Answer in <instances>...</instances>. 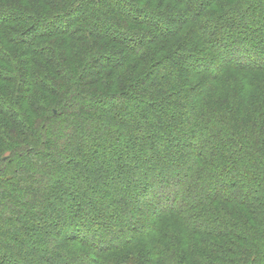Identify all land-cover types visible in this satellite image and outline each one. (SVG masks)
<instances>
[{
  "label": "trees",
  "instance_id": "16d2710c",
  "mask_svg": "<svg viewBox=\"0 0 264 264\" xmlns=\"http://www.w3.org/2000/svg\"><path fill=\"white\" fill-rule=\"evenodd\" d=\"M153 1L154 0H111L110 3L105 4L103 0H79L74 7L69 8L68 11L66 9L65 13L57 14L49 19H39L34 16L16 14V12L12 10H2L0 11V26L13 25L14 23L20 24V22H28L31 24L28 28L24 29H20L21 27L17 25L20 28L16 27L17 30L10 32L11 40H8L11 45H17V47H25V44L27 43L34 45L37 39L45 36L46 34L52 35L57 32L56 34L62 33L63 35H66L68 32L69 37L67 38L66 42L69 46L72 45L74 49L72 50L73 53L77 51L78 53H83L85 56V53H88L90 50L98 47V43L93 42L98 37V39L104 38L113 42L122 41L125 43L127 50L131 52L135 51V53H137V55L140 54L141 57L144 56L139 48V45L142 43V37L137 36L134 39H130V42L125 35V31L121 32L119 28L122 27V24L131 23L139 27L156 26L159 28L161 36H166L169 34V32H171V29H169L170 25L161 20V16L167 17V15H155L149 12L154 10L151 6ZM173 1H175V4L178 3L184 12V14H181L182 16H178V19L186 17L184 20H182L180 26H183V24H185V22L191 18V20L194 21L195 28H197L196 32L199 40H201L202 44L207 47L206 49H209L210 47L212 48V50H210L211 52L208 50L210 53V56L207 57L208 60H206V56L200 53L191 54V57L187 56L188 58L193 59V62L191 65H186V67H183L184 70L180 69V71L184 74V76H182L183 74H180L182 76L181 81H184L185 79L193 80V77L190 76L189 71L186 70V68L191 72H194H190L191 74L196 73L200 74V76L209 75L207 70L202 69L198 71V69L194 67L199 64H204L205 61L213 63V59L215 61L218 59H220V61L222 60L221 64L220 62L214 63L218 69V74H216L217 76H215V78L224 73L225 70H231L236 73L242 72L243 75L250 72L264 73V22L259 23V26L256 27L252 25L253 29H251L252 31L247 37L238 36L241 30H239L240 28L237 27L239 26L237 24L236 27H232V30L229 31V33L220 35L219 26L222 22L221 18L223 16H227L225 19L226 22H229L230 19H233L230 10L224 11L222 15L220 14L219 16L212 17L206 12L209 7L213 5L214 0ZM63 2L67 3L68 0H62V3ZM242 2L244 8L248 7L254 10L252 15H257L256 9H260V4L263 1L244 0ZM113 3L120 4L119 8L116 9ZM72 4V2L68 5L66 4V7H69ZM110 5H112V8H114L116 11L113 14L115 15V24L118 23L120 26H117V24L110 26L104 21V19H108L109 17ZM167 5L168 7H166V9L168 8L169 10L167 9L165 12L171 14L174 9L173 7H170L172 5ZM77 13L80 15V19L78 21L76 20V17H79ZM245 16L246 21H249V14ZM168 17L171 16L168 15ZM168 17L167 19H169ZM116 18L118 20H115ZM257 19L258 18H252V21ZM113 27H116L117 29L115 30ZM210 33L214 35L213 39L209 38ZM237 36L238 38L236 39L235 37ZM223 40L229 42L226 44H221L220 42H223ZM83 42L86 43L84 46L82 44ZM132 42H136L133 43L136 45L132 46ZM76 44H78V47ZM239 50L246 52V54H249L251 58L241 61L240 58L242 55H239ZM181 51L182 49L180 52ZM186 52L189 53V50L187 49ZM54 53L55 51L53 53L51 52L50 55L46 54L47 58H43V60L40 62L41 59L37 60L36 58V56L39 57V55L29 53L28 51V53L23 57L21 56L22 59L18 63V65L20 64L19 77H14L12 74L15 75V72L10 73V71L2 72V74L6 73L3 75H9L0 77V117L6 119L7 121L6 124H2L0 126V162L3 165L0 168V210L7 209L9 212H11L9 214L11 217H9L7 222L2 221V217L0 216V238L6 237V239L9 241L7 242L9 244L7 245V248H9L8 253L1 255V257L4 259L2 260L0 257V264H13L14 261L9 260L11 255L21 259V261L17 262L20 264L22 262L24 264H40L39 261L43 262V264H82L78 259V254L82 251V249H79L78 247L72 249V251L76 250L72 258L56 257L53 255L50 247L48 246L44 247V256H38V253L37 251H34V248L31 249L30 246H27V243L24 240L20 239L10 230V226H8L10 222L17 226V233L21 234L24 238H27L29 233L33 232L35 228L40 229L42 223L51 225L52 229L55 230L56 235L60 237V245L62 244L66 247V244L72 245V243L78 242L83 245V247L91 250V255L89 258L84 257L86 262L83 264H142V259H144L145 255L148 253L150 258L146 264H163L162 255H164L165 247H163L155 237H152V239L149 238V242H147L144 248H138L133 245L135 249L134 251L141 254V256L137 254L136 260L132 259L128 263V260L120 258L119 255H116V252L125 246V244H122L123 242L118 244L120 239L117 241L115 239L107 245L99 243V239L105 235L104 232L109 233L106 236H112V234H117L119 231L118 227L116 228V224L112 225L111 222L106 221L109 220L107 218L110 216L107 214L108 212L102 213L99 210L95 213V216H93L96 218L97 214L101 215L100 218L103 222L100 223L101 229L105 230H103V232L100 231V234H96L91 231L92 229H88L87 227L88 225L90 227L91 225L96 224L97 221H89V218L87 217L86 219V216L84 217L85 219H78L76 217L67 218L69 213L67 211L68 209L66 208L68 206L65 205L61 200H65L63 196L67 194L65 187L69 185L68 183L64 185L62 184L61 180H55L54 182H51V184L54 183L53 186L51 188H47L40 187L41 181L35 179L36 176H41V180H46L43 179L46 177V173L42 170H39L40 167H36V165L33 164L36 161V157L55 160L64 159L65 164L63 166L68 169H65L67 173L71 174L72 171L69 170L71 167L75 166L77 169L74 173L75 176H81L82 178L88 180H91L94 177L97 178V175L102 173L101 171L97 172L100 167H103L104 172L106 171V167L107 169L111 168L112 170L115 168L113 164L120 161L122 153L120 152L121 142L119 140V135L122 136L121 140L127 141L128 144H130V141L132 142V137L134 135L137 136V134H140L141 136L149 134V127H153L151 131L155 138H158L162 131L168 130V128H174V124L171 123V125H169V119H163L162 121L159 120L158 122H155L158 119L157 117H154L151 118L154 121V125L149 122V115L148 113L146 114V112H148V108L145 96L139 94V87H137L135 84L129 88L130 90H126L124 93L118 95H115L114 93L97 95L95 94L96 92L94 93L91 91V86L95 87L96 84L103 83L108 84L106 77L103 78L105 70H114L117 67H123V61L120 62L118 59L115 60V57H111L108 54H102L99 56H93L91 59L86 60L83 63H77L73 60H70L68 56L65 58V56L62 54L60 55L59 53ZM24 57H26L25 63L29 67L27 73H25L24 69L22 68V65L24 64V61L22 60H24ZM78 57H82V55L79 54ZM161 63L162 61H151V64L154 65L153 67L157 68L156 73L158 80L161 79L163 81L166 71L164 72L165 67H162ZM29 65H35V68L42 72L43 77L36 79V73ZM138 67L139 66L137 64H134L133 71H136ZM15 71L17 72V69ZM15 83L16 90H11L12 84ZM119 83L120 81L118 82V85ZM201 83L203 85V80L200 82V84ZM220 84L221 77L214 86L219 87ZM181 86L186 87L185 84H181ZM203 86H206V82ZM246 86L251 85L247 83ZM35 87L36 89L32 91ZM33 92H36L39 96H36L34 97V100H31L30 93ZM252 94H248L247 96L245 95L243 97V104L246 106H254L253 108L257 110H264V87L259 89L256 94ZM130 98L134 102L137 101L136 103H139L140 107L143 109L138 107L139 112L137 111V113L133 114L128 112L129 115H126L125 109L127 108H124L123 104L120 106V102L124 103L125 100L128 101ZM253 98H256L255 103L253 102ZM28 99L31 101H28ZM224 99L226 98H222L218 101H220V105L224 107L231 105L229 110H226L227 113H225L226 111L223 110V108H220L218 111L212 110V114L215 112L218 113L216 116L211 115V117H214L219 124L213 119H208L205 114H203V111L197 108V113L200 111L198 117L201 118L199 123L200 126H203H201L202 129H200V132L201 130H207L211 132L213 129L214 131L212 132L216 137L215 144H204L202 150L206 149V151H208V155L213 157L219 152L221 154L226 153L224 147L227 146L228 143L224 140V137L226 133L234 137L231 142L232 147L230 150V155L225 157V159L227 158L226 163L230 164H232L233 161L236 162L238 160L236 166H244L241 173L242 177H238L237 181H235L234 178H232V180L230 179V183H228V190H224L222 193H219V190H214L215 192H212V185L210 184L224 178L227 168L225 167V171L224 169L216 168L211 173L210 171H203L206 170V168L199 163L202 160H206L207 162H205L211 165V161L209 160L211 157L202 159L195 155L193 158L195 161V166L192 168L190 173H188V175H185L187 177H185V179L186 182H196L197 180L200 181L201 185L198 184V186L190 184L191 187H193L191 190L194 192L198 189H201L202 185H205L206 191L196 195L194 200H190L189 198L193 196L192 191H190L184 197V189L186 186L181 189H175L174 187H171L168 183L169 181L162 176L158 179V186L156 185L157 188L154 189V192L158 196L159 190L162 191V189L159 188L166 185L169 195H167L166 199L163 197V200L157 197V205L153 206V212L146 214L143 212L144 215L154 218L165 213H173L179 217L178 220L181 219L182 221H187L189 223L190 219L186 215L189 214L191 210L197 209V212H195L192 218L197 219L199 222H204L205 218L198 213V210L201 208V206H208L217 200L227 203L235 202V204H239L244 207L255 205L258 201L257 208L259 207V202L261 199H264V196L260 197L259 195L260 191L262 193L261 195H264V184L261 183L264 182V146L263 148L262 145L258 147L257 140L259 139V141H261V143L264 145V123L259 127H254V125H243L245 123L242 120L247 119L243 118L242 113L244 112V109L247 108L244 105L237 107L235 103L229 104V102ZM246 99H249L248 103ZM100 100L104 101V103H107L106 107L103 109H99V104H97L98 101L100 102ZM21 101H23L25 107L29 102L28 106L24 108L22 112L15 108L21 103ZM110 101L113 103L117 102L118 105H113L110 103L108 104ZM55 102L56 104L54 105ZM223 102L225 105H222ZM189 103H185L184 106H190L191 108L192 104L189 105ZM155 104L158 107H162L160 102H156ZM205 112L206 111H204V113ZM7 114H9L10 119L7 118ZM260 114L264 115V113ZM153 121L151 120L152 123ZM230 123L232 124L230 125ZM34 124H36L35 127L37 126L35 131L31 130V128L34 127H32ZM187 126L190 129L193 127V125L188 123ZM145 128L147 131L146 133L143 132V129ZM12 129V133H9ZM153 131H155L156 134ZM42 133H45V137L43 136V138H40L38 135ZM107 133L110 134V136H106L105 139L104 136ZM244 135L247 137L246 140H243L245 141V148L238 142L239 140H242ZM229 138L230 136L227 137V139ZM141 139V137H138V140H133H136L135 144H138V147L141 146V144H143L144 148L147 147L148 145L142 142L144 139ZM131 145L132 143L129 146ZM171 150L174 151V148H171ZM177 152L179 153L180 150L175 149L174 155H176ZM9 153L10 155H8ZM131 156L133 157H130L128 161L133 160V162H135L141 160V155ZM26 160H29V163L25 162ZM129 169L132 170V163ZM14 171L15 175H13ZM199 172L202 173L199 174ZM259 177L262 178L261 181ZM224 180H227V178ZM76 181L79 182L78 180ZM122 182H124V180ZM257 183H260V188H257ZM72 184L73 183H71V185ZM143 184L144 183H142V185ZM251 184L256 186L253 187ZM147 185L149 186V184ZM147 185H145L143 188V193L148 192ZM8 188L11 191H19L22 189V192H26V195H22V197H20L19 201L17 202L13 200L14 205L9 204L12 199L6 193L8 192ZM239 188H241L242 193L245 192V194L241 198L238 197V199L234 197V195L236 196L237 193L234 194L232 190L237 191ZM249 188L250 192L248 191ZM253 198H256V203H251ZM13 199L15 198L13 197ZM20 205L28 208H25L26 210H22L21 208L19 209ZM72 205L74 210L71 211V213H76L77 207H75L74 204H70L69 207ZM55 208L57 211L55 210L54 213L52 210ZM49 211L53 212L55 216L57 214V216L53 219H49L47 217ZM111 212L114 211L112 210ZM61 213L62 215H60ZM21 219L28 220L26 225L23 224ZM201 224L203 223H195L194 226L191 225L193 226V233H195V235L203 232L205 235H216L219 237V239L227 236V234L220 231H217L219 233H216V231H212V233L210 231H203L201 229ZM185 226L187 227L186 224ZM74 227L76 228L74 229ZM157 227L158 226L156 224V228ZM262 228H264V216ZM201 230L202 232H200ZM262 230L263 229L260 230L259 235L261 234ZM131 239L135 240L134 237H131L130 240ZM3 240H0V243H2ZM195 240H197L196 236H193L192 240L190 241L194 242ZM247 241L250 243L252 242L248 239ZM262 241L264 242V240ZM185 244H187V241H185ZM93 246H95V249ZM224 246H227V248L230 250L233 245L229 242L225 245L214 242L210 243L209 248H212L213 253H217L219 248L223 249L222 247ZM252 246L253 244H250L248 247L252 248ZM214 247H216L217 250H214ZM251 252L252 251L248 252L251 257H248L245 260V263L247 261H253L255 264H264V254H259L260 256L257 255L255 257L257 259L250 260L254 256V254ZM88 254L89 253H86L84 255ZM80 256L83 257V255ZM201 261L202 258L200 257L195 259L196 264H200ZM211 262L217 263L213 260H211ZM181 264L189 263H187L185 260ZM201 264H204L203 261Z\"/></svg>",
  "mask_w": 264,
  "mask_h": 264
},
{
  "label": "rangeland",
  "instance_id": "374dc122",
  "mask_svg": "<svg viewBox=\"0 0 264 264\" xmlns=\"http://www.w3.org/2000/svg\"><path fill=\"white\" fill-rule=\"evenodd\" d=\"M76 1L77 0H68L67 3H62V0H0V11L12 10L16 12V14L34 16L39 19H49L57 14L65 13L66 9L68 11V9L74 7L79 0L77 2ZM103 1L105 4H108L111 0ZM242 1L244 0H214L213 5L210 6L207 10L206 13H209V15H211L212 17L219 16L220 14L222 15V13L226 10L231 11L233 17L232 20L230 19L229 22H226L225 19L227 16H223L221 18L222 22L219 26L220 35L229 33V31L232 30V27H236L237 24L239 25L237 27H239V30H241L242 32H240L238 36L247 37L252 31L251 29H253V26H259V23L264 22V0H261L263 2H261L260 4V9H256L257 15H252L254 13V10L248 7L244 8V5H242ZM69 2H72L73 4L69 7H66V4H70ZM174 2L175 1L173 0H154L151 5L154 10L149 11L150 13L155 15L166 14L167 17L168 15L171 16L168 17L170 20L167 19V17L161 16V20L170 25L169 29H171V32H169V34H167L166 36H161L160 30L156 26L139 27L131 23H125L121 25L122 27H118L121 32L125 31V35L127 36L129 41L130 39H134L137 36L142 37V43L139 45V48L144 56L141 57L140 54H138V56L135 51L131 52L127 50L125 43H123L122 41L113 42L109 39H98V37L93 41L98 43V47L90 50L88 53H85V56L83 55V53H78L77 51L73 53L72 50L74 49L72 45L69 46L66 42L67 38L69 37L68 32L66 33V35H63L62 33L56 34L57 32L52 35L46 34L45 36L37 39L34 45L27 43L25 44V47H17V45H11L8 40L10 39V32L17 30L16 27L19 26L21 27H19L20 29L28 28L31 24H29L28 22H20V24L14 23L13 25L11 24L0 26V77L9 75H3L6 74H2V72L5 71H10V73L15 72V75H12L14 77H19L20 64L18 65V63L21 61L22 57L28 53V51L29 53L39 55V57L36 56V58L37 60L41 59L40 62L43 60V58H47L46 54L50 55V53H53L54 51L55 53H59L60 55L62 54L63 56H65V58L68 56L70 60H73L77 63H83L86 60L91 59V57L93 56H99L102 54H108L111 57H115V60L118 59L120 60V62L123 61V67L118 68L117 65L114 66L117 67L114 70H105L103 78L106 77V80H108V84L103 83L96 84L95 87L91 86V91L94 93L96 92L95 94L97 95H105L106 93H114L115 95H118L124 93L126 90H130L129 88H131V86L135 84L137 87H139V94L145 96L148 108V112H146V114L148 113L149 115V122L154 125V121L153 119H151L154 117H157L158 119L155 122H158L159 120L162 121L163 119H169V125H171V123L174 124V128H168V130L162 131L159 134L158 138H155L151 131L153 127H149V134L141 136L140 134H137V136L134 135L132 137V142L130 141V144L132 143L133 146H129L130 144H128L127 141L121 140L122 136L119 135V140L121 142L120 152L122 153L120 161L113 164L115 168L112 170L111 168L107 169L106 167V171L104 172L103 167H100L97 172L101 171L102 173L100 172L101 174H98L97 178L94 177L91 180L84 179L81 176H75L74 173L77 170L75 166L71 167V169L69 168V171H72L71 174L67 173L65 169H68L63 166L65 164L64 159H43L42 157L35 156L36 161L33 164H35L36 167H40L39 170H42L46 173V177L43 178L46 180H41V176L35 177L36 180L41 181L40 187L51 188L54 184H51V182H54L55 180H61L62 184L64 185L68 183L70 186L67 185L65 187L67 194L63 196L65 200H61L65 205L68 206L66 208L68 209L67 211L69 213L67 218L76 217L80 219L86 216V219L88 217L89 221H97L96 224L91 225L90 227L88 225L87 227L88 229H92L91 231L96 234H98L100 231L103 232L104 229H101L100 225V223L103 222L100 218L101 215L97 214L96 218H94L93 216H95V213L99 210L102 213L108 212L107 214H109L110 216L107 218L109 220L106 221L111 222L112 225L116 224V228L118 227L119 231L117 232V234H112V236H106L109 233L104 232L105 235L102 234L103 237L99 239V243L107 245L115 239L116 241L120 239L118 244L123 242L122 244H125V246L120 248L119 251L116 252V255H119L120 258L128 260V263L132 259L136 260L137 254L141 256L140 253H136L134 251L135 249L133 245L138 248H144L147 242H149L148 239H152V237H155L156 240H158L160 244L165 247L164 255H162L163 264H181L185 260L189 264H196L195 259L199 257L202 258L204 264L212 263L211 260L217 262L212 264H253V261H247L245 263V260L248 257H251L248 253L249 251H252L251 253L254 254V256L250 260H255L257 259L255 258L257 255L264 254V242L262 241L264 240V228H262V221L264 216V199H261L258 208V201L256 203V198H253V200H251V203H256L255 205H249L246 207L235 204V202L227 203L221 200H217L213 202V204H210L208 206H201V208L198 210V213L205 218L204 222H199L197 219L192 218L195 212H197V209L191 210V212L186 215L190 219L189 223L187 221H182L181 219L178 220L179 217H177L173 213H165L154 218H150V216L143 214V212H145V214L153 212V206L157 205V197L163 200V197L166 199L167 195H169V191L166 185L159 188L162 189L163 192L159 190L158 196L154 192V189H156L158 186L157 181L162 176L163 178H166L169 181V185L171 187H174L175 189H181L186 186L184 189V197L190 191H192L193 196L189 198L190 200H194L196 195H199L201 194V192L203 193V191H206L205 185H202L201 189H198L194 192L193 190H191L193 188L191 187V185L198 186V184H200V181L197 180L196 182H186L185 179V175H188V173H190L192 168L195 166V161L193 159L195 155L202 159L213 157L211 155H208V151H206V149L202 150L203 145H213L216 142V137L212 132L214 131L213 129L211 132L207 130H201L200 132V129H202V125L200 126L199 123L201 118L198 117L200 111L197 113V108L201 109V111H203V114H205L208 119H213L218 123V121L214 117H211V115L216 116V114L218 113L215 112L212 114V110L218 111L220 108H223V110L225 111L229 110V107L231 105L224 107L221 106L220 101H218L222 98H226L224 100H227L229 104L235 103L237 107H241V105H244L247 108L244 109V112L242 113L243 118L247 119L242 120L245 123L243 125H254V127H259L264 123V115L260 114H263L264 110L261 111V109H254V106H246L245 104H243L242 100L244 99L243 97L245 95L247 96L248 94L252 93L256 94L259 89L264 87V73L250 72L243 75L242 72L236 73L231 70H225L224 73L215 78V76H217L216 74H218V69L214 65V63L220 62L221 64L222 60L220 61V59H218L217 61H215L213 59V63L205 61L204 64H199L194 67L197 68L198 71L202 69L207 70L209 75L200 76V74L196 73L191 74L194 72H191L186 68V70L189 71L190 76L193 77V80L185 79L184 81H181V78L182 76H184V74L180 71V69L184 70L183 67H186V65H191V63L193 62V59H190L187 56L191 57V54L200 53L206 56V60H208L207 57L210 56L209 51L212 50V48L210 47L209 49H206L207 47H205L202 44L201 40H199L196 32L197 28H195L194 21L191 20V18L188 20L189 22L187 21L185 22V24H183V26H180V23H182V20H184L186 17L178 19V16H182L181 14H184V12L180 8L178 3L175 4ZM113 4L116 9L120 6V4ZM167 4L172 5L170 7H173L174 9L171 14L165 12L168 9H166V7H168ZM115 12V9L112 8V5H110V14L108 19H104L105 23L109 24L110 26H113L115 24V15H113ZM247 14H249V21H246L245 19V15ZM77 15L79 16L76 17V20L78 21L80 19V15L79 13H77ZM252 18L258 19L252 21ZM115 20L118 19L116 18ZM116 24L117 26H120L118 25V23ZM113 28L115 30L117 29L116 27ZM211 34L212 33L209 34V38L213 39L214 35ZM238 36L235 38L237 39ZM228 42L229 41L223 40V42L221 41L220 43L226 44ZM133 43L136 42H132V46L136 45ZM82 44L84 46V44L86 43L83 42ZM76 46L78 47V44H76ZM181 49L182 51L180 52ZM187 49L189 50V53L186 52ZM238 52L239 55H242V57L240 58L241 61H245L251 58L249 54H246V52L242 50H239ZM79 54H81L83 58L78 57ZM25 60L26 57H24V60H22L24 61L22 68L24 69L25 73H27L29 67L25 63ZM124 60L126 61V63ZM151 61H162L161 66L165 67L164 72L166 71L163 81L161 79L158 80L156 73L157 68L153 67L154 63L151 64ZM134 64H137L139 66L136 71H133ZM17 67L19 68V71ZM16 69L17 72L15 71ZM31 69H33V71L36 73V79H40V77H43L42 72L38 71V69L35 68V65H32ZM180 74L183 75L181 76ZM220 77L221 84L219 87H215L214 85L217 83ZM202 80L203 85L206 82V86H203L202 83L200 84ZM119 81L120 83L118 85ZM247 83L251 86H246ZM181 84H185L186 87H182ZM13 89L16 90V83L12 84L11 90ZM34 89H36V87L33 88L32 91H34ZM202 90L206 91L203 92ZM36 96H39L36 92L30 93L31 100H34V97ZM30 99H28V101H31ZM246 100L248 103L249 99ZM255 100L256 98H253L254 103ZM56 102L54 103V105L56 104ZM136 102L132 101V99L130 98L128 101L125 100L124 103L120 102V106L123 104V107L127 108L125 109L126 115H129V113L133 114L137 113V111L139 112L138 107H140V105ZM156 102H160L162 107H158L155 104ZM109 103L118 105L117 102L113 103L112 101H110L108 102V104ZM185 103H189V105L192 104L191 108L190 106H184ZM28 104L29 102L26 104V107L28 106ZM97 104H99V109H103L107 105V103H104V101L102 100H100V102L98 101ZM222 105H225V103L223 102ZM26 107L25 104H23V101H21V103L15 108L22 112ZM204 111L206 112L204 113ZM225 113H227V111ZM7 118L10 119L9 114H7ZM151 120L153 121V123L151 122ZM6 122V119L0 117V126L2 124H6ZM187 123L193 125V127H191L190 129L187 126ZM231 124L232 123H230V125ZM35 125L36 124L32 125V127H34L31 128V130L35 131L37 127H35ZM146 128L143 129L144 131L142 130L145 133L147 132ZM12 131L13 129L9 133H12ZM153 132L156 134L155 131ZM38 136H40V138H43V136L45 137V133H42ZM106 136H110V134L107 133L104 136L105 139ZM228 136H230L229 139H227ZM138 137L144 139H141L142 142H144V144L148 146L144 148L143 144H141V146L138 147V144H135L136 140H133H138ZM232 139H234V137L226 133L224 137V140L228 143L227 146L224 147L226 153L221 154L219 152L212 158V160L210 158L209 160L211 161V165L206 163V160V162L202 160L199 163L206 168V170L203 171H210V173L213 172L216 168L224 169V171L225 167L227 168L224 178L220 179L219 181L217 180L218 182L215 181L210 184L212 185V192H215L214 190H219V193H222L224 190H228V183H230V179L232 180V178H234V180L237 181L238 177H242L241 173L244 166H236L238 160L236 162L233 161L232 164L226 163L227 158L225 159V157L230 155ZM246 139L247 137L246 135H244V137H242V140H239L238 142L244 147L245 141L243 140ZM257 141L258 147L262 145L263 148L264 145L261 143V141H259V139ZM171 148H174V151L175 149L180 150V152H177L176 155H174V151L171 150ZM8 155H10V153ZM131 155H141V160L135 162H133V160L128 161L130 157H133ZM28 161L29 160H26L25 162L29 163ZM131 163L132 170L129 169ZM1 166L3 165L0 162V168ZM200 173L202 172H199V174ZM13 175H15V171ZM226 178L227 180H224ZM259 178L261 181L262 178ZM76 180H78L79 182H77ZM123 180L124 182H122ZM71 183L73 184L71 185ZM142 183L144 184L142 185ZM261 183L264 184V182ZM147 184H149V186ZM145 185H147L148 187V192L143 193V188L145 187ZM251 185L253 187L256 186L254 184ZM257 188H260V183H257ZM241 190V188H239L237 191L232 190L234 194L237 193L236 196L234 195L235 198L243 197L245 192L242 193ZM19 191H11L8 188V192L6 193L12 199L9 204H13V200L16 202L19 201V198L22 197V195H26V192H22V189H20ZM248 191L250 192V188L248 189ZM261 194L262 193L260 191V197L264 196ZM13 197L15 199H13ZM70 204H74L75 207H77L76 213H71V211H73L74 209L73 205L69 207ZM20 208L22 210H26L25 208L28 207L20 205L19 209ZM55 210L57 211L56 208L52 211L54 212ZM112 210L114 212H111ZM0 211L2 221L7 222L9 217H11L9 215L11 212H9V210L7 209H2ZM53 212H48L49 214L47 217L49 219H53L57 216V214L55 216V212ZM60 215H62V213ZM21 220L24 225H26V222H28V220ZM184 223L187 225V227ZM195 223H203L201 224V229L203 231H210L211 233L212 231H216V233H219L217 231H220L227 234V236L219 239V237L216 235L210 236L211 234H203L202 230L200 231L202 233H198V235H195V233H193V226ZM156 224L158 226L157 228ZM8 226H10L9 228L13 233H15L20 239L24 240L27 243V246H30L31 249L34 248V251H37L38 256L40 257L44 256L43 252L45 251L44 247L46 246L50 247L54 256L63 258H72L74 252L76 251L75 249V251H72V249L78 247L79 249H82V251L78 254V259L82 264L86 262L85 258H89V256L91 255V250L83 247V245L78 242L72 243V245L66 244V247L62 244L60 245V237L56 235L55 230L52 229L51 225L42 223L40 229L35 228L33 232L29 233V236L27 238H24L21 234L17 233L18 229L15 224H12L10 222ZM75 228L76 227H74V229ZM261 229L263 230L259 235ZM193 236H196L197 240L191 242L190 240H192ZM131 237H134L135 240H130ZM247 239L251 240L252 242L250 243L249 241H247ZM0 240H3V242L0 243L1 257V255L8 253L9 248H7V245L9 244L7 242L9 241L6 239V237H1ZM185 241H187V244H185ZM214 242L222 245H225L229 242L232 243L233 246L230 248V250L229 248H227V246H224L222 247L223 249L219 248V251L217 253H213V250L212 248H209V245L210 243ZM250 244H253L252 248L248 247ZM93 247L95 249V246ZM214 250H217V248L214 247ZM86 253L89 254L84 255ZM80 255H83V257ZM149 256V253L145 255L144 259H142V264L147 263L148 259L150 258ZM1 259L3 260L4 258L1 257ZM9 260L14 261L13 264H20L17 262L21 261V259L16 258L13 255L9 257ZM39 263L43 264V262L41 261H39ZM21 264L24 263L22 262Z\"/></svg>",
  "mask_w": 264,
  "mask_h": 264
}]
</instances>
